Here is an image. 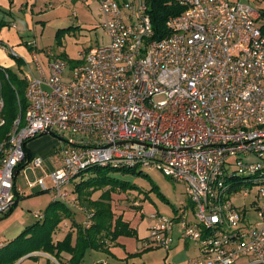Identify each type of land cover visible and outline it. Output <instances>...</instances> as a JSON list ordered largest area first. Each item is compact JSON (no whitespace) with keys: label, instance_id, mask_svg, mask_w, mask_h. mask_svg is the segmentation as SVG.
I'll list each match as a JSON object with an SVG mask.
<instances>
[{"label":"built area","instance_id":"obj_1","mask_svg":"<svg viewBox=\"0 0 264 264\" xmlns=\"http://www.w3.org/2000/svg\"><path fill=\"white\" fill-rule=\"evenodd\" d=\"M76 1L98 6L109 42L85 52L67 79L64 59L49 49L43 61L28 45L34 56L26 115L0 142V219L15 203L27 144L56 134L67 139L61 167L29 188L66 202V187L90 167L160 170L185 185L194 206L195 221L181 223L183 238L199 246L187 264H264L260 11L245 0H180L185 11L169 19L170 35L157 40L146 0ZM5 69L0 66V131ZM43 164L40 157L28 160V166ZM255 190L252 210L232 203ZM150 218L148 246L170 250L174 219Z\"/></svg>","mask_w":264,"mask_h":264},{"label":"rangeland","instance_id":"obj_2","mask_svg":"<svg viewBox=\"0 0 264 264\" xmlns=\"http://www.w3.org/2000/svg\"><path fill=\"white\" fill-rule=\"evenodd\" d=\"M227 1L234 2L236 0ZM245 1L258 10L264 9V0ZM74 8H76L77 17H74ZM48 13L43 18L48 23L36 26L34 31H29L26 34L25 39L37 44L35 48L40 53V58L43 61L45 60V55L41 53L49 49L57 57L64 59L68 63L67 79L82 64V55L91 48L107 44L109 37L102 26V17L96 4L84 5L77 2L76 5H65L52 9ZM64 29L70 30L58 35L59 31ZM35 48L34 50H36ZM23 70L27 72V67H24ZM11 71L17 73L20 80L25 81L26 77L24 78V73L19 68L14 67ZM14 87L18 89L17 91L21 93L22 97L25 96L26 98V92L24 93V89L21 88L18 82ZM160 99L162 97L156 98V100ZM44 136L49 137L52 143H54L53 141L55 143L67 141L61 135L56 134H45L32 141L39 140ZM47 137H44V139ZM59 147L56 148L55 153L56 151L59 152ZM140 172L143 174L140 175ZM114 175L135 186L134 190H129L127 193L121 191L114 193L112 195V206L117 216L124 215L129 220L130 227L136 231V236H124V246H121L115 253L88 251L83 264H172L174 245H172L170 250H165L162 247L148 246L149 229L153 224L150 216L151 214H160L172 219L177 215L175 211L181 207L182 203L192 208L193 204L188 196L185 185L166 177L160 170L147 172L138 168L135 170V173L123 174L117 172ZM45 176L46 172L44 169L30 166L22 170L18 175L17 184L25 192L31 193L30 197H44L42 200H46L47 204L50 198L48 193H40L39 188L33 190L28 188L29 183H35ZM85 177L87 178L88 174ZM80 180L81 178H77L75 182H80ZM47 182L48 184L51 183L49 179ZM74 185L72 183L69 188L74 189ZM101 194L102 192L99 191L94 194L93 198L98 199ZM254 201H256V190L247 195L243 191L239 195L232 197V203L241 210L245 207L252 210ZM68 202L77 208L80 216L79 220L86 226L92 213L77 200H68ZM39 204H41V199L30 202L21 200L12 214L1 218L0 243L3 242L8 245L11 242L9 241V235L19 236L23 225L30 227V225L37 223L38 221L34 218V213L38 210ZM46 204L42 207V210L46 208ZM193 220L195 221V216H193ZM177 230L178 228H175L176 232ZM121 249L123 252H126V258L120 257V253H122Z\"/></svg>","mask_w":264,"mask_h":264},{"label":"trees","instance_id":"obj_3","mask_svg":"<svg viewBox=\"0 0 264 264\" xmlns=\"http://www.w3.org/2000/svg\"><path fill=\"white\" fill-rule=\"evenodd\" d=\"M146 1L150 8L149 13L155 33L154 39L167 38L171 33L167 28V22L170 18L181 15L186 7L181 5L180 0ZM259 11V23L264 35V9ZM69 30H60L58 35ZM21 65L20 61L19 67ZM5 71L9 74V80H4L2 84L6 124L0 131V142L7 139L15 120L19 116L24 118L28 108L25 96L22 97L21 93L17 91L18 89L14 87L18 82L25 93L26 80H20L18 75L10 69H5ZM30 159L26 152V161L20 163L17 169L22 170L28 165ZM117 172L131 174L135 173V170L124 167L93 166L77 177L81 178L80 182H75L77 178L73 180L72 183L75 184L73 193L76 195V200L92 213L89 227L75 221L74 213L67 203L55 200L47 207L44 216L36 224L26 228L20 236L0 249V264H16L23 257L35 252L49 254L55 257L59 264H83L88 251H108L109 246L115 244L120 237L136 236V231L130 227V223L124 219L123 215L117 216L112 206L114 193L117 191L127 193L129 190L135 189L131 183L115 176L114 173ZM86 174L88 177L84 178ZM99 191L102 192L101 196L97 200H93V195ZM17 195L16 193L13 207L5 216L10 215L16 207ZM66 219L72 220V228L75 229V232L71 231L64 240L55 242L54 234ZM74 234H76L75 241ZM64 253L71 256L66 263L62 258Z\"/></svg>","mask_w":264,"mask_h":264},{"label":"crops","instance_id":"obj_4","mask_svg":"<svg viewBox=\"0 0 264 264\" xmlns=\"http://www.w3.org/2000/svg\"><path fill=\"white\" fill-rule=\"evenodd\" d=\"M76 3V0H0V66L10 70L14 67L19 68L24 73L25 78L27 72H24L23 68L27 67L28 70V64L29 66L33 67V50L28 45L33 44L34 48L37 46L35 42H29L25 39L26 34L29 31H34L36 26H39L40 24L45 25L48 23L47 21L43 20V18L49 14L48 11L63 7L65 5H76ZM74 17H77L76 8H74ZM8 49H13L14 51H16L20 56V59L13 57L9 53ZM46 51L44 50L41 54L45 55L44 53ZM20 61L22 62L21 67H19ZM44 137L39 140L30 141L26 146V152L31 159L35 157H40L44 161L43 166L38 168L44 169L47 175L61 167L60 151L63 144L55 143V141H53L54 143H52V140H50L49 137H47L46 139H44ZM57 147H59V152L56 151L55 153ZM28 167L30 166L26 165L22 170ZM22 170L17 169L15 177V188L16 193L18 194V202L16 204V207L21 200L25 202H30L41 199V204H39L38 210L34 213V218L39 221L40 218L35 217V215L39 214L40 216H44V212L47 207L55 201V196L52 192L42 191L39 186H35L30 189L33 190L39 188L40 193H48L50 195V198L48 199L46 204V200H42V198L44 197H30L31 193H28L27 191L25 192L23 188H21L17 184L18 175L21 173ZM49 185H51V183ZM69 186L66 187V191L69 195L68 200L76 201V195L73 193L74 189L69 188ZM93 200L97 199L93 198ZM44 203L46 204V208L42 210V207L45 205ZM65 203H67L71 211L74 213L73 218L75 219V221L78 223H82V221L79 220L80 216L77 208L73 205H70L68 201H66ZM13 212L14 210H12L10 214H12ZM175 213L177 215L172 218L175 221V225L171 232V236L173 239L172 245H174L173 248H175L174 254L172 255V264H187L189 260L199 255V246L196 242L189 241L183 238V230L181 228V223L182 221H186L187 223L194 222V206L192 205V208H190L189 206H186L182 203L181 207L176 210ZM124 219L126 221H129L125 218V216ZM28 227L29 226L26 227V225H23L20 231L23 232ZM175 228H178L177 232L175 231ZM71 231L75 232V229L72 228V220H64L54 234V241L59 242L64 240L67 234ZM9 237V241H13L18 237V235H9ZM75 239L76 234H74V241ZM123 241L124 238L120 237L115 244L109 246L108 252L115 253L116 250H118L121 246H124ZM5 245L6 244L1 242L0 249L3 248ZM120 251H122V249ZM125 254L126 252L122 251V253H120V257L126 258ZM62 258L63 262L66 263L71 258V256L64 253L62 254ZM16 264H59V262L55 257L49 254L43 252H35L23 257Z\"/></svg>","mask_w":264,"mask_h":264}]
</instances>
